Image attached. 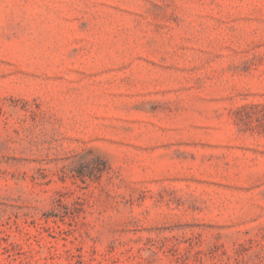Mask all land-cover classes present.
Wrapping results in <instances>:
<instances>
[{
  "label": "rangeland",
  "instance_id": "rangeland-1",
  "mask_svg": "<svg viewBox=\"0 0 264 264\" xmlns=\"http://www.w3.org/2000/svg\"><path fill=\"white\" fill-rule=\"evenodd\" d=\"M0 264H264V0H0Z\"/></svg>",
  "mask_w": 264,
  "mask_h": 264
}]
</instances>
